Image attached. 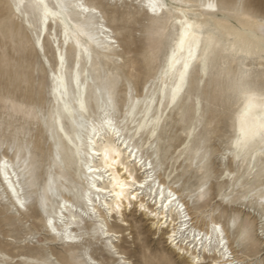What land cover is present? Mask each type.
Returning a JSON list of instances; mask_svg holds the SVG:
<instances>
[{"label":"rangeland","instance_id":"374dc122","mask_svg":"<svg viewBox=\"0 0 264 264\" xmlns=\"http://www.w3.org/2000/svg\"><path fill=\"white\" fill-rule=\"evenodd\" d=\"M25 1L0 0V157L5 154L20 165L27 204L26 211L16 213L7 197L0 196V264H79L86 251L100 264H151L153 255L162 254L169 243L165 235L157 241L147 218L136 228L134 218L143 216L139 210L127 212L132 226L122 241H114L116 247L107 248L89 228L91 238L71 248L45 226L62 195L82 204L71 191L86 185L70 174L78 157L66 137L69 121L56 113L55 93V74L68 67V80L78 69L74 60L80 51L64 26H43L38 10L23 6ZM87 1L96 4L97 19L113 30L117 42L114 54L97 46L94 58L106 76L99 87L90 78L84 81L83 119L98 117L96 92L109 93L123 132L180 194L195 224L206 227L210 218L221 222L233 254L242 259L237 264H264V209L249 186L232 184L237 169L229 153L234 150L238 109L230 83L248 74L264 85V69L259 68L264 58L216 52L205 68H193L170 95L165 80L174 54L173 23L180 19H154L131 0ZM165 1L175 12L173 0ZM200 1L207 0L195 3ZM216 2L221 15L247 11L264 20V0ZM47 3L69 21L74 16L65 3ZM58 177L63 181L59 187ZM185 255L183 261L175 255L177 264H191Z\"/></svg>","mask_w":264,"mask_h":264},{"label":"bare ground","instance_id":"6f19581e","mask_svg":"<svg viewBox=\"0 0 264 264\" xmlns=\"http://www.w3.org/2000/svg\"><path fill=\"white\" fill-rule=\"evenodd\" d=\"M57 1L71 7L74 16H70V21L47 0H26L23 6L38 10L43 26H64L66 36L82 52L74 60L78 69L68 80L65 78L68 67L55 74V93L56 113L60 119L69 121L66 137L78 157L70 174L86 180V185L71 191L82 204L61 196L55 215L49 214L46 219L48 231L63 245L72 248L91 238L87 230L93 228L94 235L107 248L109 244L116 247L114 241H122L132 226L127 212L139 210L143 216L134 218L136 228L140 229L144 225L143 219L147 218L151 220L157 241L165 235L169 243L162 254L153 252L151 264H177L175 255L183 261L185 254L191 264H202L207 259V264L239 263L242 259L233 254L224 225L214 218L205 223L206 227L195 224L187 213V206L181 203L180 194L157 175L153 162L145 157L138 144L132 142L130 135L123 132L109 93L96 92L98 117L90 115L87 121L83 119L87 110L84 81L90 78L92 85L99 87L106 76L100 68L101 62L94 58L98 55L97 46L105 53L114 54L117 40L110 34L113 30L97 19L95 3ZM195 1L173 0L175 13L165 0H131L133 4H140L139 10L154 19L165 23L173 16L180 19L173 23L174 54L165 80V90L170 95L177 93L183 78L193 68L200 64L205 68L216 52L264 58V20L247 11H228L221 15L216 0ZM259 65L264 69V62ZM230 87L235 91L238 105L232 142L234 150L229 152L237 169L231 177L232 184L249 186L257 197V205L264 209V181L261 179L264 173V85L246 74L232 80ZM20 170V165L7 155L0 157V196L7 197L16 213L27 210ZM56 180L58 187L63 184L59 177ZM118 256L124 257L120 252ZM79 264L100 262L86 251Z\"/></svg>","mask_w":264,"mask_h":264}]
</instances>
